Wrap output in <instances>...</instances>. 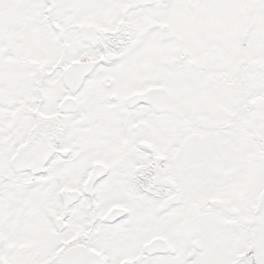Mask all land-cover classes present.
<instances>
[{
    "label": "snow or ice",
    "instance_id": "snow-or-ice-1",
    "mask_svg": "<svg viewBox=\"0 0 264 264\" xmlns=\"http://www.w3.org/2000/svg\"><path fill=\"white\" fill-rule=\"evenodd\" d=\"M0 264H264V0H0Z\"/></svg>",
    "mask_w": 264,
    "mask_h": 264
}]
</instances>
